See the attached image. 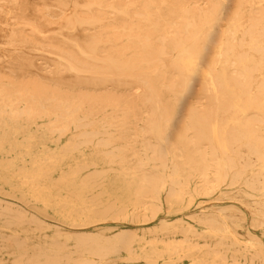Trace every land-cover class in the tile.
<instances>
[{"label":"bare ground","instance_id":"obj_1","mask_svg":"<svg viewBox=\"0 0 264 264\" xmlns=\"http://www.w3.org/2000/svg\"><path fill=\"white\" fill-rule=\"evenodd\" d=\"M162 192L201 197L161 223L181 242L141 255L136 232L86 233L156 217ZM0 194L57 223L0 200L11 264H264V0H0ZM199 227L241 249L200 257ZM46 228L51 253L15 234Z\"/></svg>","mask_w":264,"mask_h":264},{"label":"rangeland","instance_id":"obj_2","mask_svg":"<svg viewBox=\"0 0 264 264\" xmlns=\"http://www.w3.org/2000/svg\"><path fill=\"white\" fill-rule=\"evenodd\" d=\"M67 140V137L62 138V143H64ZM194 183H198L197 180H194ZM161 201H162V211L154 218L151 219H145L146 221L142 222H132V221H104L101 223L96 224L95 226L97 228H94V230L87 231V234H104L107 237H111L114 231L121 228L122 229H128L131 232L138 233L137 241L133 244V249L139 254H151L155 249H161L164 250L167 247L166 245L173 244V243H179L181 242L182 235L177 232V230H174L173 232H163L161 231L162 222H166L167 225L176 226L180 223H183L185 220H189L190 216L196 213V211H199V203L202 201L201 197L196 198V202L194 204H190L189 197L186 196L183 202L182 206H176L173 207L169 205L167 202V196L165 192L161 193ZM0 200L3 201L5 204L10 203L15 209L18 210V208L22 209L21 207L25 208L27 211L37 215L42 222L44 221L45 226H53L57 225L54 219L40 215V213L36 210V208L32 205V207H29L23 203H20L14 198L8 197L6 195L0 194ZM133 210H129V214L133 213ZM164 225V224H163ZM67 230L76 232L78 230H81L82 228L78 227H66ZM198 230L200 231L198 233L197 238H193V243L199 246H202L203 249L199 251V256L202 257L207 253L208 248L206 246H210L214 244L215 242L222 241L225 244V247L228 248L229 252L232 254L233 251H236L238 249H241L240 246L237 247L235 245L232 237H213L209 236L207 233L202 234V232H206L207 230H204L202 227H199ZM226 231L221 232V234H225ZM15 234L23 235L27 234L30 239L28 240V244L30 248L34 246L35 248H41V250H44L48 253L52 252V242L55 239L54 232L51 231V229H43V230H35V229H21L18 230ZM226 235V234H225ZM14 236L7 232L5 229H0V264H11L15 257L18 256L19 250L17 251V246L14 244H10V242H7V240L13 239ZM241 240L246 241V237L241 236ZM61 244L63 246H67V249H71L72 245L67 244L63 241V238H61ZM60 244V245H61ZM246 244V243H245ZM26 245V246H27ZM26 249V248H25ZM21 251V250H20ZM244 251V250H240ZM253 252V251H252ZM167 256V255H165ZM251 252L248 255V258L251 257ZM176 255H173L172 259H176ZM169 259L166 258H153V259H144V258H138L136 260H122L117 259L115 263L112 264H192V260L190 258H184L181 261L177 262H167ZM58 264H66L65 260L62 262H59Z\"/></svg>","mask_w":264,"mask_h":264}]
</instances>
